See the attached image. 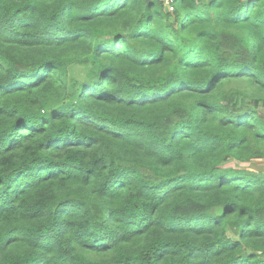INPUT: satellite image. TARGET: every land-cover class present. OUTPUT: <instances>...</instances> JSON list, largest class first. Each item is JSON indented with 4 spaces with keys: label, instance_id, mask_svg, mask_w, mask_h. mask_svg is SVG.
I'll list each match as a JSON object with an SVG mask.
<instances>
[{
    "label": "trees",
    "instance_id": "1",
    "mask_svg": "<svg viewBox=\"0 0 264 264\" xmlns=\"http://www.w3.org/2000/svg\"><path fill=\"white\" fill-rule=\"evenodd\" d=\"M179 1L0 0V264H264V0Z\"/></svg>",
    "mask_w": 264,
    "mask_h": 264
},
{
    "label": "rangeland",
    "instance_id": "2",
    "mask_svg": "<svg viewBox=\"0 0 264 264\" xmlns=\"http://www.w3.org/2000/svg\"><path fill=\"white\" fill-rule=\"evenodd\" d=\"M176 2H177L176 6L178 7L177 9L179 10L180 13H182L181 1L176 0ZM225 168H232L236 170H247L256 173L258 172L264 173V159H257L247 163H241L236 160H231L226 164ZM231 235L232 234H230V236Z\"/></svg>",
    "mask_w": 264,
    "mask_h": 264
},
{
    "label": "built area",
    "instance_id": "3",
    "mask_svg": "<svg viewBox=\"0 0 264 264\" xmlns=\"http://www.w3.org/2000/svg\"><path fill=\"white\" fill-rule=\"evenodd\" d=\"M165 7L168 9V11L173 12L175 10L174 2L175 0H162Z\"/></svg>",
    "mask_w": 264,
    "mask_h": 264
}]
</instances>
